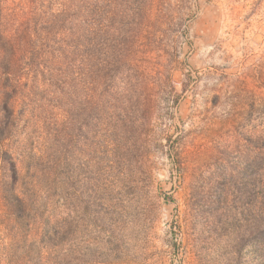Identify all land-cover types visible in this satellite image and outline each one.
I'll return each mask as SVG.
<instances>
[{"label":"rangeland","instance_id":"obj_1","mask_svg":"<svg viewBox=\"0 0 264 264\" xmlns=\"http://www.w3.org/2000/svg\"><path fill=\"white\" fill-rule=\"evenodd\" d=\"M158 5L170 20L161 45L171 74L153 81L147 177L134 161L130 178L126 156L116 157L113 141L126 144L125 131L99 125L78 109L81 124L73 139L68 116L59 113L64 250L78 264H255L250 246L243 256L232 247L235 238H250L254 223L251 144L264 137V0ZM235 140L241 154L231 171L222 150ZM226 173L234 176L228 202L237 225L230 247L221 236ZM131 179L138 183L131 186ZM41 232V224L32 232L19 226L0 196V264L38 253L31 242Z\"/></svg>","mask_w":264,"mask_h":264},{"label":"trees","instance_id":"obj_2","mask_svg":"<svg viewBox=\"0 0 264 264\" xmlns=\"http://www.w3.org/2000/svg\"><path fill=\"white\" fill-rule=\"evenodd\" d=\"M158 3L0 0V196L23 229L32 232L34 225L42 226L39 239L31 242L38 253L17 264H78L63 247L64 125L59 113L68 116L73 139L75 126L81 124L78 109L99 125L125 131L126 144L113 141L116 157L126 156L130 178L134 161L147 177V127L156 104L153 81L164 72L171 74L163 65L168 52L161 45L170 20ZM251 145L254 223L250 238H235L232 249L243 256L250 246L255 264H264V137ZM222 152L234 170L239 142L225 141ZM233 179V173L221 177V236L228 247L237 234L228 202L234 195ZM136 183L131 179V186Z\"/></svg>","mask_w":264,"mask_h":264}]
</instances>
